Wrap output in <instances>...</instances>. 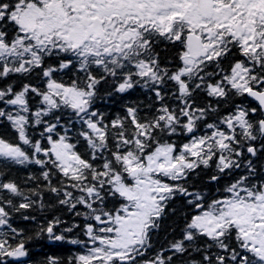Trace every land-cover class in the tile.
<instances>
[{
	"label": "snow or ice",
	"instance_id": "obj_1",
	"mask_svg": "<svg viewBox=\"0 0 264 264\" xmlns=\"http://www.w3.org/2000/svg\"><path fill=\"white\" fill-rule=\"evenodd\" d=\"M0 264H264V0H0Z\"/></svg>",
	"mask_w": 264,
	"mask_h": 264
},
{
	"label": "trees",
	"instance_id": "obj_2",
	"mask_svg": "<svg viewBox=\"0 0 264 264\" xmlns=\"http://www.w3.org/2000/svg\"><path fill=\"white\" fill-rule=\"evenodd\" d=\"M33 258L39 260L43 255L51 249L46 244H34L33 246Z\"/></svg>",
	"mask_w": 264,
	"mask_h": 264
}]
</instances>
